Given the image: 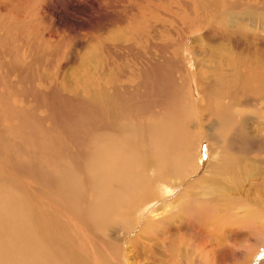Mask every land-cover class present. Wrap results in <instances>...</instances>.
<instances>
[{
    "label": "rangeland",
    "instance_id": "1",
    "mask_svg": "<svg viewBox=\"0 0 264 264\" xmlns=\"http://www.w3.org/2000/svg\"><path fill=\"white\" fill-rule=\"evenodd\" d=\"M125 69L133 80L123 76ZM109 74L118 86L135 81L131 90L147 77L134 98L143 111L132 124H183L194 159L199 154L193 177L204 166L207 176L225 182L227 156L245 158L237 197L252 200L260 190L264 205V85L258 81L264 77V0H0V264H69L67 251L76 264H127L131 255L135 264L193 261L192 238L175 236V229L163 244L139 241L148 215L171 205L170 215L182 197L202 190L203 179L190 182L188 169L178 181L184 167L175 152L166 167L134 166V182L150 181L148 210H139L137 187L118 189L117 212L99 217L104 183L95 179L83 197L65 193L96 166L93 147L87 160L77 158L81 140L87 149L96 135L93 112L77 101L99 82L105 86ZM213 84L229 93L218 96ZM223 115L230 118L217 123ZM34 154L40 176H56L59 166L68 178L51 189L31 176L25 167L36 166ZM83 198L86 226L54 214L55 206L73 210ZM225 204L219 199L214 211Z\"/></svg>",
    "mask_w": 264,
    "mask_h": 264
},
{
    "label": "bare ground",
    "instance_id": "2",
    "mask_svg": "<svg viewBox=\"0 0 264 264\" xmlns=\"http://www.w3.org/2000/svg\"><path fill=\"white\" fill-rule=\"evenodd\" d=\"M126 70L129 69H125L123 76L131 79L134 72L128 71L129 73H126ZM119 76L124 78L121 74ZM113 77L112 74L106 75L107 84L105 86L99 82L92 90L89 98L77 101L82 104L78 105L79 107H87L93 112V130L96 134L93 146L89 145L87 149L85 148L86 140H81L83 146L80 144L81 148L77 158L79 161L83 159L82 162L87 160L89 156L87 153L93 147L96 166L93 173L86 176L80 185L72 186L69 183V188L66 189L65 193L74 192L83 197L86 189L95 184V179L104 183L102 197L96 208V216L99 217L106 210L111 211L113 209L112 200L115 198L118 189L124 188L128 191L131 186L137 187L139 210L146 207V210H148L152 201H154L150 200L152 196V190L149 187L150 181L148 179L145 181L136 179L134 182L132 177L134 166L140 163L146 169V164L155 161L162 167H166L168 158L175 152L184 167L180 170L177 177L178 181H183V178H186V169H188L192 178L189 181L203 179L201 183L204 185H201L202 190L199 193L194 192L191 196L182 197L175 207V212L170 215H166L165 212L169 213L167 206L171 205L164 206L161 212L155 211L148 215L147 221L140 229V243L143 241L145 244H150L149 246L158 242L163 244L175 229V236L189 235L192 238L191 245L196 250L191 264H252L258 251L260 252L255 261L258 264H264V205L260 190L257 191L256 197L252 200L246 197L238 198L235 192L236 186L243 178L244 167L248 166L245 158L240 160L235 155L227 156V165L224 168L225 182L207 176L208 169L206 170L204 166L205 170L193 177V174L200 170L197 161L199 154L198 158L194 159L193 153L195 154L196 150L193 143L189 140L186 141V138L181 134L183 124L179 123L178 120L176 123L173 120L172 122L159 124V120H154L146 125L143 122L137 125L132 124L134 115L143 111L142 105H139L136 100L134 101V98L137 97L136 93L139 90V96H141L142 90L140 88L149 83L147 77L143 74L141 78L143 77L145 80H141L139 89L134 90H131L129 86L135 84V81H131L134 82L131 85L127 80V82L120 81L121 83L119 82L120 85L118 86ZM258 77L260 85H264V77ZM145 81L148 82L145 83ZM212 86L218 96L226 92L229 93L227 88L221 90L216 84ZM74 107L72 106V108ZM219 118L217 123L221 124L230 117L223 115ZM166 130L171 131V134H163ZM51 141L53 142V140ZM36 156V154L30 156L34 162L36 161L35 167L28 166L29 168H27L22 165L23 168L29 170L27 173L31 176L48 183L51 189H54L56 183L62 178H68L66 171L59 166L56 176L50 174L40 176L39 161L35 160ZM20 168L22 167L20 166ZM159 174L160 171L156 170L155 177L152 174V178L158 179L156 177ZM184 187H186V183ZM167 188V185H162L159 190H167ZM145 189L148 191H145ZM62 193L64 194V192ZM179 194H183V188ZM219 199L225 200L226 204L224 208L216 212L214 208ZM82 200L83 203L73 210L55 206L54 214L71 217L79 227L85 225L88 222V207L86 200L84 198ZM116 212L117 209L114 208L113 213ZM17 222L22 226L24 225L22 220L17 219ZM49 228L53 230L52 227ZM46 232L49 233V229ZM141 245L143 244L141 243ZM178 247L175 244V251L178 250ZM184 248L187 249V246H184ZM67 255L66 262L76 264L75 257L68 251ZM130 257L131 261L127 264H135L132 261V255ZM141 259L146 260L144 257H141Z\"/></svg>",
    "mask_w": 264,
    "mask_h": 264
}]
</instances>
